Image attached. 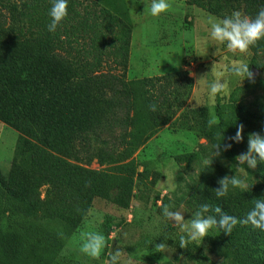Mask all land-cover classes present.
<instances>
[{
  "label": "trees",
  "instance_id": "trees-1",
  "mask_svg": "<svg viewBox=\"0 0 264 264\" xmlns=\"http://www.w3.org/2000/svg\"><path fill=\"white\" fill-rule=\"evenodd\" d=\"M184 2L221 19L235 10L254 18L264 8V0ZM51 6L52 0H0V122L18 133L9 169L0 170V264H59L64 237L77 229L95 197L126 209L145 176L132 155L166 124L192 130L211 145L230 143L226 138L241 124L243 142L250 133L264 135V115L236 114L235 102L231 110L217 103L219 123L210 127L207 107L187 105L193 89L187 70L126 79L131 23L124 6L68 0L67 18L49 32ZM251 53L253 61L264 57V41ZM103 116L117 130L119 149L99 147L90 154L89 133ZM93 156L107 166L88 167ZM257 170L261 181L249 192L217 198L216 187H207L196 196V209L220 206L243 219L255 199L264 198V164ZM45 218L58 219L62 232L47 228L40 222ZM217 231L209 254L230 264H264V232L239 223L230 236ZM180 235H162L157 244L167 242L198 264H216L195 242L181 249Z\"/></svg>",
  "mask_w": 264,
  "mask_h": 264
},
{
  "label": "rangeland",
  "instance_id": "rangeland-1",
  "mask_svg": "<svg viewBox=\"0 0 264 264\" xmlns=\"http://www.w3.org/2000/svg\"><path fill=\"white\" fill-rule=\"evenodd\" d=\"M110 8L124 6L131 23V41L126 79L156 76L167 72L187 70L193 79V89L187 101L188 106H205L211 119H216L217 103L231 110L232 102L241 110L249 111L250 116L264 115V57L253 61L252 53L244 57L233 55L226 46H217L210 40V18L221 19L209 14L184 0H168L170 10L159 18L150 14L152 0H100ZM187 32L189 35L184 36ZM243 59L249 64V71L255 76V82L238 77H229L230 94L218 96L215 102L208 97V85L214 79L212 68L222 70L225 65ZM255 62L256 66H252ZM255 115V116H254ZM98 131L99 137L94 136ZM89 153L99 147L111 148L117 145V130L110 126L108 117L103 116L101 124L89 133ZM17 131L0 122V170L7 172L11 163ZM235 135V134H234ZM243 135V133H242ZM232 144L230 153H221L213 159L209 169L202 161L211 155L212 148L205 138L192 130L175 126H162L152 137L141 145L132 155L138 163V169L145 168L144 178L134 188V196L126 209L111 202L95 197L87 216L77 229L64 237L59 264H103L109 254L115 250L125 252L124 259L131 264H198L177 254L169 248L166 253H159L155 245L160 236L173 237L183 234L174 222L163 216V206L172 205L173 211H180L185 220L191 219L197 211L196 196L207 187H219L217 180L225 175H242L239 172L237 155L247 151V142ZM85 161V159H83ZM96 157H91L88 167L104 168ZM250 183L261 181L257 170L244 165ZM171 173L172 177L166 175ZM171 179L176 187L166 191ZM254 184V185H255ZM238 190V189H237ZM44 189H42V193ZM47 228L62 232L58 219H40ZM84 231H98L107 241L100 260H92L79 251L80 236ZM218 233L216 228L209 231L202 242H195L206 260L216 264H230L224 257L209 254L210 238Z\"/></svg>",
  "mask_w": 264,
  "mask_h": 264
},
{
  "label": "clouds",
  "instance_id": "clouds-1",
  "mask_svg": "<svg viewBox=\"0 0 264 264\" xmlns=\"http://www.w3.org/2000/svg\"><path fill=\"white\" fill-rule=\"evenodd\" d=\"M171 8L168 0H152L150 5V14L159 18L162 14L167 13ZM51 23L47 26L49 32H55L58 25L68 16V0H52V6L49 12ZM210 24L209 37L217 46H226L227 50L233 55L241 57L250 54L252 48H255L260 41H264V8H261L257 15L252 18L243 14L239 10L233 11L230 15L222 19L210 18L207 22ZM189 33L185 32L187 37ZM214 79L208 85V97L211 102H215L218 96H228L229 77H238L241 80L248 79L255 82V76L249 71V64L243 59L233 61L230 65H225L222 70L212 68ZM23 78V75H22ZM151 111H156V105H149ZM218 120L209 121V126L217 125ZM243 125L237 127L233 137L226 139L234 143H240L243 140ZM222 135V140L225 139ZM232 147L231 143H215L211 145V155L205 157L202 165L205 169H209L214 158L221 156L222 151H228ZM235 160L238 162L239 172L242 175H225L217 180L218 188L214 189L217 198H225L232 190L241 192H249L251 187L257 183H250L248 180V169L255 170L258 164H264V135L253 132L248 135L247 151L237 155ZM172 177L171 173H166ZM175 183L171 179L167 183L166 191H174ZM172 205L163 206V216L170 222H174V226L178 227L183 233L179 237V247L187 249L188 245L193 242H202L208 236L209 231L213 228L221 230L225 235L232 233L234 227L239 224L251 225L253 228L264 232V198L255 199L254 207L249 210L243 219L225 213L220 206L210 207L208 204L200 206L191 219L185 220L180 211H173ZM214 213L209 215V212ZM107 246L105 236L98 231H84L80 236L79 251L92 260H100L104 249ZM156 252L166 253L169 246L165 242L155 245ZM125 252L115 250L109 254L108 259L103 264H131V261L124 259Z\"/></svg>",
  "mask_w": 264,
  "mask_h": 264
}]
</instances>
